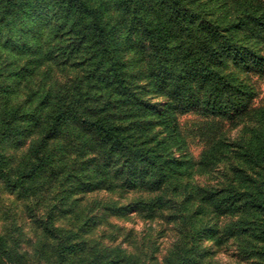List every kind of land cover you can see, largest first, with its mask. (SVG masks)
<instances>
[{"label":"trees","instance_id":"16d2710c","mask_svg":"<svg viewBox=\"0 0 264 264\" xmlns=\"http://www.w3.org/2000/svg\"><path fill=\"white\" fill-rule=\"evenodd\" d=\"M110 1L0 0V264H264V0Z\"/></svg>","mask_w":264,"mask_h":264},{"label":"rangeland","instance_id":"374dc122","mask_svg":"<svg viewBox=\"0 0 264 264\" xmlns=\"http://www.w3.org/2000/svg\"><path fill=\"white\" fill-rule=\"evenodd\" d=\"M193 1H194V4L206 3V6L204 7L208 8L209 11L212 8V6H210V4L208 3L211 0H193ZM110 5H113V7H115L116 1L111 0ZM155 6H157V4ZM112 11L115 14H119L122 12V9L120 7L115 8V9L113 8ZM121 37H122V34H121ZM234 41L237 44L236 47L241 46V44H239L236 41V39L232 41V43L230 44L231 46L235 45ZM255 82H256L255 89L258 93L257 100L255 102L256 104H263L264 102V79L257 80V81L255 80ZM140 86L142 87L140 93L145 94L146 90L143 88L144 84L142 83L140 84ZM146 94H153V93L151 92L147 93L146 91ZM196 121H197V118L194 116H190V115L184 116L183 118H181L182 128L185 131L189 130L193 128ZM188 146H189L188 152L194 157H198V155L200 154L203 148L202 144H200L196 139H192V138H188ZM6 151L10 152V149L7 148ZM111 199L112 201L113 200H116L118 202L121 201L124 204L126 202V199L125 200L118 199L116 195H112ZM102 216H105L107 218L106 215H102L99 213L97 214V221L100 220ZM27 218L28 217L25 213L24 205H22V203L19 202L16 196L10 194L0 183V234H9L17 239L20 238L23 240L35 238L36 234L32 230L29 229L31 226L29 225ZM107 219L110 223L115 224L116 226L123 227L126 230L132 229V231H134L136 234H141L144 231L149 230L155 225L152 222L141 220L135 214H131V216L129 217H122V218L108 217ZM122 239H125V237H122ZM219 258L223 262H226V263L230 261L229 260L230 258L228 259L226 256L220 255Z\"/></svg>","mask_w":264,"mask_h":264}]
</instances>
